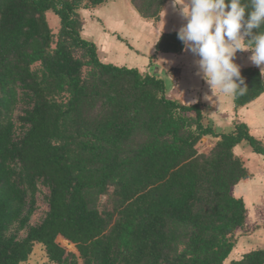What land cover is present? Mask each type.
<instances>
[{
  "label": "trees",
  "instance_id": "trees-1",
  "mask_svg": "<svg viewBox=\"0 0 264 264\" xmlns=\"http://www.w3.org/2000/svg\"><path fill=\"white\" fill-rule=\"evenodd\" d=\"M111 1L0 0V264H24L35 245L45 264H264V248L235 254L254 231L232 192L251 178L235 149L264 158V146L245 122L217 131L205 104L104 61L81 11ZM126 1L157 23L171 0ZM184 49L176 32L155 44ZM240 74L236 114L264 94L261 70Z\"/></svg>",
  "mask_w": 264,
  "mask_h": 264
},
{
  "label": "rangeland",
  "instance_id": "rangeland-1",
  "mask_svg": "<svg viewBox=\"0 0 264 264\" xmlns=\"http://www.w3.org/2000/svg\"><path fill=\"white\" fill-rule=\"evenodd\" d=\"M114 1L109 2V5H113ZM180 2L181 0H171L166 3L164 9L160 15V22L157 24L145 25L142 26V19L139 16H135V11L131 10V6L126 0H116V3L112 8L115 9L117 14L122 17L126 26L124 28H115V31L118 33H107V38L109 39L107 42H99L98 37L100 32L96 27L95 24L96 20L89 17V11H81L82 23L83 28H87V31L83 32V38H91L95 40L96 45L98 47V53L101 55V52H105L107 55H111L113 53L112 58L114 59H123L129 57L128 52L131 50L130 45L135 48L139 54L141 55H130L129 59L126 61L127 66L134 67L138 65H133V59L131 58L132 55L136 58L134 60L143 62L144 59L146 62L145 67H140L138 70L141 73H148L149 71L159 73L160 70H165L166 65L169 67L171 65L175 66L177 64H189L190 68H186L187 73L184 76V79L188 80L190 84L186 87L187 91H190L189 94L182 95L181 89L178 88V84H175L173 88H171V82H168L165 79V84L167 87V96L178 99L181 102L189 103L191 98L196 99L197 102H201L203 105L205 104L206 107V122L211 124L213 128L217 131L219 130H226L231 126L235 119L245 122L249 129L250 134L256 138L261 144L264 146V94L261 95L256 101L249 105V110L246 108L237 112V114L233 111L232 105V96L229 94H221L216 89H210L206 81L202 78L201 75L198 74L199 69L197 67L196 61L198 57L193 55L190 51L186 48L184 52L179 55L176 54H166V53H157L155 50V44L157 36L162 32L170 33V32H178V30L186 23L184 17L180 11ZM108 4V3H107ZM106 5V4H105ZM103 7V6H101ZM96 9H100L99 7ZM105 9V8H104ZM133 9V8H132ZM95 10V9H94ZM91 12L93 10H90ZM111 12H114L113 10ZM95 14V13H94ZM86 16V17H85ZM85 17V18H84ZM47 20L50 28L55 33L57 32V26L59 25L58 18L53 15L52 13L47 14ZM92 20V21H91ZM147 23H152L147 21ZM138 30V31H137ZM138 33V36L136 34ZM117 34H120L118 36ZM111 39V40H110ZM120 39V40H119ZM129 48V49H128ZM113 51V52H112ZM251 52L248 54H241L237 52L235 55L234 63H236L240 67V71L244 68L254 67L264 74V65L256 66L254 65L249 57L251 56ZM149 56V57H148ZM179 56V57H178ZM184 56V58H183ZM107 57V56H106ZM131 58V59H130ZM167 60L165 64L162 62L164 59ZM165 61V60H164ZM111 62H114L111 60ZM144 63V62H143ZM157 64L152 66L151 65ZM159 65V66H158ZM151 66V67H150ZM155 67V68H154ZM180 68V67H175ZM161 71V72H162ZM169 75L176 80L179 76L178 70H171L168 71ZM176 82V81H175ZM184 93V91H183ZM183 96V98H182ZM204 102V103H203ZM232 105V107H231ZM248 111L249 113L246 114L245 112ZM245 114L247 117L245 118ZM214 140L207 137L201 141V144L204 146H210L211 142ZM237 155H239L243 160H245L246 166L248 167L249 171L255 175V178L252 180L246 181L245 184H241L239 186H235L233 188V195L235 197H242L246 208L248 210V220L245 223L246 228H250L252 224L260 225L261 227L264 226V158L260 155H257L250 151H242V148L238 146L235 149ZM260 177L262 179V184L257 183V179ZM251 182V184H249ZM244 183V182H243ZM242 187V188H241ZM255 221V222H254ZM251 229V228H250ZM249 230V229H248ZM253 230V229H251ZM249 230V231H251ZM260 231V235L264 234L263 228H259L256 232ZM241 233V232H240ZM259 234H252L249 240L246 237H243L240 242L239 246L235 251V254L241 251L243 246H252L254 243L260 244L257 242L259 240ZM59 243L64 246L68 247L64 241L59 240ZM260 241V240H259ZM233 257L231 260H233ZM47 259L45 257L44 251L40 245H35L31 255L29 256L28 260L24 264H45Z\"/></svg>",
  "mask_w": 264,
  "mask_h": 264
},
{
  "label": "clouds",
  "instance_id": "clouds-1",
  "mask_svg": "<svg viewBox=\"0 0 264 264\" xmlns=\"http://www.w3.org/2000/svg\"><path fill=\"white\" fill-rule=\"evenodd\" d=\"M186 23L177 37L198 57V74L221 94L247 88L234 63L237 52L250 51V61L264 65V0H181ZM255 30V31H254Z\"/></svg>",
  "mask_w": 264,
  "mask_h": 264
},
{
  "label": "crops",
  "instance_id": "crops-1",
  "mask_svg": "<svg viewBox=\"0 0 264 264\" xmlns=\"http://www.w3.org/2000/svg\"><path fill=\"white\" fill-rule=\"evenodd\" d=\"M115 3H116V1H114L113 3H110V4H113V5H109V3L108 4H106V5H104L103 7H99L100 9H95V10H93L92 12L91 11H89L88 12V14H89V17L90 18H92L93 20L95 19L96 21V23L95 24H97L98 25V27H96V29H98L99 30V32H100V35H99V37H98V41L99 42H107L109 39L107 38V33L106 32H110V33H118V32H116L115 31V28H117V27H119V28H124L125 26H126V24L124 23V21H123V19H122V17L121 16H119L118 14H117V12H116V10L115 9H110V11H109V8H112V6H114L115 5ZM131 6V5H130ZM109 7V8H108ZM105 8V9H104ZM114 11V12H111V11ZM131 10H133L132 9V6H131ZM133 12H134V10H133ZM95 13V14H94ZM136 12H135V16H136ZM138 16V15H137ZM86 17V16H85ZM84 17V18H85ZM141 19V18H140ZM92 21V20H91ZM142 26H145V25H151L152 26V24H156V23H147V21H145V20H142ZM151 22V21H150ZM159 22H160V20H159ZM159 22H157V24L159 23ZM87 28H89V27H87ZM87 28H83V31H87ZM138 31V30H137ZM171 33V32H170ZM163 34H167V33H164V32H162L161 33V35L159 34L158 36H157V39L156 40H154V41H158L159 40V38L163 35ZM82 35H83V32H82ZM118 36H120V34H117ZM136 36H138V33L136 34ZM85 39H87L88 41H91V42H96L95 40H92L91 38H87V36H86V38ZM111 40V39H110ZM96 44V43H95ZM130 47H131V50L130 51H128V52H131L132 54H135V55H141V54H139V52L135 49V48H133L131 45H130ZM129 49V48H128ZM185 50V49H184ZM113 52V51H112ZM184 52V51H183ZM182 52V53H183ZM248 52H250V51H243V52H240L241 54H248ZM131 53H128V55H129V57H130V55H131ZM181 53V54H182ZM99 54V53H98ZM180 54V57L182 56ZM237 54V53H236ZM112 55H113V53H111V55H107L105 52H101V55L99 54V56L104 60V61H106V62H110V63H113V64H115V65H118V66H127V63H126V61L129 59V57H125V58H123V59H114V58H112ZM107 56V57H106ZM247 56V55H246ZM149 57V56H148ZM179 57V56H178ZM132 59H133V62H131V63H133V65H138V66H136V68H140V67H145V65H146V62H145V60L146 59H144L143 60V62H140V63H138L139 61H136V60H134V58H136V56L134 57L133 55H132V57H131ZM130 58V59H131ZM183 58H184V56H183ZM162 59H164V58H162ZM111 60L112 61H114V62H111ZM165 60V61H164ZM162 62L165 64V62H167V60L166 59H164ZM156 65V66H155ZM166 65V64H165ZM152 66V68H153V66H155L156 67V69L157 68H159V67H157V64H152L151 65ZM150 66V67H151ZM159 66V65H158ZM128 67H130V66H128ZM154 67V68H155ZM175 67H180V68H175ZM186 68H190L189 67V64H177V65H175V66H173V65H171V66H167L166 65V69L165 70H160L159 71V73H157L156 71H155V73L154 72H151V71H149L148 72V74H150V75H153V76H157V77H160V78H162L163 80H165V79H167L168 80V82H170V81H172L170 84H171V88H173V87H175V86H173V85H175V84H178L179 86H178V88L179 89H181V91H182V95H186V94H189L190 93V91H187V89H186V87H188V84H190L189 82H188V80L186 79H184V76H185V74L187 73V71H186ZM171 70H178L179 71V76H178V78H176V80H174L169 74L170 73H168V71H171ZM162 71V72H161ZM176 81V82H175ZM175 83V84H174ZM183 91H184V93H183ZM189 92V93H188ZM228 96H229V94H227ZM231 96H232V94H231ZM182 98H183V96H182ZM229 99H230V96H229ZM232 99H233V96H232ZM188 100H190L189 101V103L188 104H191V103H196V99H194V98H191V99H188ZM232 101V100H231ZM204 103V102H203ZM233 105V104H232ZM232 105H231V107H232ZM246 109L247 110H249V106L248 107H246ZM246 114H248L249 112L248 111H246L245 112ZM245 114V118L247 117V115ZM230 127V126H229ZM219 129H221L220 127H218ZM229 130V128L227 129V131ZM249 130H251V129H249ZM241 148H242V151H250V149L247 147V146H245V145H239ZM251 173V172H250ZM253 178H255V175L253 174V173H251V178L249 179V180H252ZM249 180H247V181H249ZM259 181H260V184H262V179L260 178V177H258V179H257V183H259ZM246 182V181H245ZM245 182L244 183H241V184H245ZM241 184H239V185H241ZM249 184H251V182L249 183ZM238 185V186H239ZM242 186V185H241ZM242 188V187H241ZM240 197V196H239ZM242 198V197H241ZM243 199V198H242ZM248 211H247V219H246V222H247V220H248ZM255 222V221H254ZM249 227V226H248ZM251 229H253V234H259L258 236H259V240L257 241V242H259L260 244H254V245H252L254 248H257V247H259V248H264V234L263 235H260V231H258V232H256V230L257 229H259V228H263V230H264V226L263 227H261L260 225H255V224H252L251 225V227H250ZM250 228H248L249 230H251ZM248 229H246V231L248 232V235L250 234V232L252 231H249ZM251 236L252 235H250V236H247V237H249V239L251 238ZM248 249V247H246V246H243L242 247V249ZM241 249V250H242Z\"/></svg>",
  "mask_w": 264,
  "mask_h": 264
}]
</instances>
